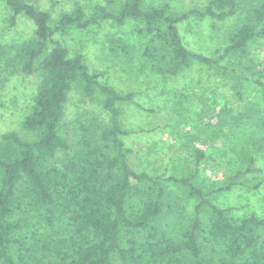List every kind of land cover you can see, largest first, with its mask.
<instances>
[{
	"label": "trees",
	"instance_id": "obj_1",
	"mask_svg": "<svg viewBox=\"0 0 264 264\" xmlns=\"http://www.w3.org/2000/svg\"><path fill=\"white\" fill-rule=\"evenodd\" d=\"M2 1L10 26L22 15L34 32L0 47V74L36 75L38 83L20 129L0 136V264H264V217L234 216L218 202L241 178L261 173L255 167L257 157L264 161L259 111L249 105L231 128L239 169L227 184L217 186L212 171L201 175L206 156L191 142L196 137L225 147L222 130L210 124L197 128L193 122L197 132L186 141L191 155L175 166L179 172H137L123 140L128 132L121 108L134 93L103 83L81 53L70 56L55 39L130 21L145 43L110 35L106 49L126 57L137 73L168 80L202 65L236 86L254 84L264 100V0H205L201 8L181 12L167 0L86 6L73 0L55 16L29 0ZM190 17L229 22L220 51L206 56L186 47L179 25ZM72 91L96 103L105 119L65 121Z\"/></svg>",
	"mask_w": 264,
	"mask_h": 264
},
{
	"label": "rangeland",
	"instance_id": "obj_2",
	"mask_svg": "<svg viewBox=\"0 0 264 264\" xmlns=\"http://www.w3.org/2000/svg\"><path fill=\"white\" fill-rule=\"evenodd\" d=\"M29 1L41 9H51L53 16L69 8L73 2ZM78 1L84 6L98 2ZM167 1L178 12L199 9L205 4V0ZM9 16L10 11L0 0V47L8 42L23 41L34 32L33 23L24 16L19 15L14 26L9 25ZM228 27L229 22L226 24L208 18L199 20L190 17L179 25V32L189 50L210 56L224 46L225 29ZM133 29L134 23L130 21L122 26L104 22L86 30L56 35L55 39L68 48L70 56L74 52L81 53L90 71L101 75L103 83L118 92L134 93L131 103L121 105L122 123L128 132L123 140L131 150L129 162L133 170L167 177L179 172L175 166L179 167L191 155V147L186 141L197 132V128L210 124L222 130L225 147L219 145L220 148L215 149L211 143H204L196 137L191 142L193 146H201L206 156L202 162L201 175L212 171L217 186L227 184L239 169L233 151L231 128L242 119L249 105H253L264 118V100L260 90L249 82L236 86L234 79L221 77L214 69L196 64L168 80L149 73L139 74L126 57L111 54L106 49L110 35L143 45L145 40L136 36ZM2 64L0 57L1 67ZM37 83L36 75L26 77L14 71L0 74V136L20 129L23 117L30 110ZM238 90L241 97L237 95ZM92 116L105 119L96 103L72 91L68 97L65 121L75 117L84 120ZM193 122L197 128H193ZM255 167L261 170L260 174L241 178L239 186L224 193L218 200L219 205L230 208L234 216L255 213L264 217V161L260 157L255 159ZM258 182L261 183L259 188L253 190L252 185ZM189 210H192V206Z\"/></svg>",
	"mask_w": 264,
	"mask_h": 264
}]
</instances>
